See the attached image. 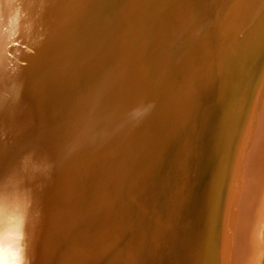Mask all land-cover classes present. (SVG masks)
Masks as SVG:
<instances>
[{
  "label": "bare ground",
  "instance_id": "obj_1",
  "mask_svg": "<svg viewBox=\"0 0 264 264\" xmlns=\"http://www.w3.org/2000/svg\"><path fill=\"white\" fill-rule=\"evenodd\" d=\"M146 1L0 0V264H262L264 0H175L152 84Z\"/></svg>",
  "mask_w": 264,
  "mask_h": 264
},
{
  "label": "rangeland",
  "instance_id": "obj_2",
  "mask_svg": "<svg viewBox=\"0 0 264 264\" xmlns=\"http://www.w3.org/2000/svg\"><path fill=\"white\" fill-rule=\"evenodd\" d=\"M185 12V3H176L175 0H147L144 3V13H143V25L147 22L148 16L156 15L159 17L160 20V29L161 34L159 40L156 42L155 46V55L153 59L150 60V62L147 64V76L149 78V83H155L156 76L158 75V70H161L163 67V64H165V57H173L175 53L178 52V42H176V34L179 32L180 41L183 40L182 32L183 29H175L176 26L178 14H184ZM170 24V26H169ZM172 25V28L170 29ZM115 28L112 27L109 29V32H114ZM185 36V35H184ZM114 40V41H113ZM111 44L115 46H122L129 48L130 46V40L127 31L121 30L120 32H115L112 35ZM117 41V42H116ZM181 45V44H180ZM179 49V48H178ZM159 57V58H158ZM174 59V57L172 58ZM159 62V63H158ZM159 64V66L157 65ZM151 79V80H150ZM138 116L134 117L133 125H135L138 120ZM137 121V122H136ZM118 155V156H117ZM124 151L123 149L119 150L116 154L115 158H112L107 162L108 164L105 165L104 168V176H107L108 178L115 179L117 182V189H113V194L117 197L122 196V188H121V180L122 176L125 171V164H124ZM115 159V161H113ZM117 160V161H116ZM111 168V169H110ZM113 170V171H111ZM119 180V181H117ZM121 190V191H120ZM120 191V192H119ZM81 257V255H79ZM80 264H85L84 260H81ZM120 264V262H118ZM262 264H264V259L262 261Z\"/></svg>",
  "mask_w": 264,
  "mask_h": 264
},
{
  "label": "snow or ice",
  "instance_id": "obj_3",
  "mask_svg": "<svg viewBox=\"0 0 264 264\" xmlns=\"http://www.w3.org/2000/svg\"><path fill=\"white\" fill-rule=\"evenodd\" d=\"M3 103V101L2 100H0V104H2Z\"/></svg>",
  "mask_w": 264,
  "mask_h": 264
}]
</instances>
